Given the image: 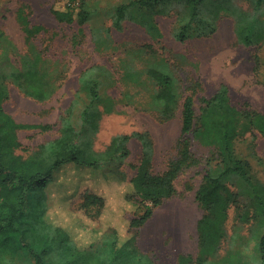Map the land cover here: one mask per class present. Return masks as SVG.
Segmentation results:
<instances>
[{
  "label": "rangeland",
  "instance_id": "rangeland-1",
  "mask_svg": "<svg viewBox=\"0 0 264 264\" xmlns=\"http://www.w3.org/2000/svg\"><path fill=\"white\" fill-rule=\"evenodd\" d=\"M66 1L0 0V28L20 54L28 52L26 35L17 21L22 5L28 7L31 23L45 29L36 39V46L59 77L55 95L44 103L26 97L10 85L5 111L18 124L36 128L18 132L22 145L16 151L18 156L28 159L40 146L56 140L66 118L80 129L81 114L87 105L88 76L93 73L99 77L103 111L95 150L103 152L119 135L150 133L155 144L156 174L165 172L178 157L182 106L187 97H193L196 114L200 115L201 98H212L225 86L235 107H248L264 114V5L257 0L208 1L201 18L193 24L197 35L185 42L175 38L185 16V6L180 3L162 4L150 11L133 9L119 31L114 25L118 8L136 0H82L91 19L80 36L77 25L60 24L51 13L53 7L63 6ZM12 61L20 65L19 57L13 56ZM150 69L168 75L173 81L179 107L170 121L163 118V104L155 99L158 87L148 76ZM129 149L131 154L121 168L127 187L137 174L142 153L136 140L131 141ZM192 151L200 164L180 174L175 182L176 195L155 209L139 231V248L156 264H177L181 255L195 260L198 253V223L204 210L196 196L208 173L220 175V165L213 145L193 141ZM237 153L249 163L253 179L264 186V138L251 133L241 136ZM66 177L70 179L72 175ZM103 178L100 171L76 166L70 182L52 188L51 180L33 192L27 215L45 216L49 209L65 221L70 213L69 204L88 188L108 196L110 207L107 223L105 220L93 223L89 228L103 231L108 225L127 223L142 213L135 212L130 203H123L124 213L113 219L111 213L118 196L112 197L110 193L122 183L100 185ZM224 182L235 194L237 204L229 212L227 236L220 252L210 264H263L260 236L252 239L249 225L238 219V214L251 202L252 191L235 176ZM72 225L80 227L79 223ZM79 244L82 246V242ZM19 263L34 264L27 252L21 255Z\"/></svg>",
  "mask_w": 264,
  "mask_h": 264
},
{
  "label": "trees",
  "instance_id": "trees-1",
  "mask_svg": "<svg viewBox=\"0 0 264 264\" xmlns=\"http://www.w3.org/2000/svg\"><path fill=\"white\" fill-rule=\"evenodd\" d=\"M208 1L211 0H136L118 8L114 25L117 30H122V22L129 19L133 9L150 11L162 4L180 3L185 6V16L175 38L185 42L197 35L193 24L201 18ZM257 1L264 5V0ZM27 9L22 5L17 12V21L28 44L25 55L20 54L0 28V264H20L24 252L30 255L34 264H156L139 248V231L151 219L155 209L176 195L175 182L180 174L200 164L192 151L193 141L215 147L220 175L208 173L197 192L196 199L204 216L198 223L196 259L181 255L177 264H210L218 256L227 236L229 212L237 204L235 194L224 182L230 176L244 181L252 191V200L238 214V219L249 225L252 239L260 236L259 248L264 264V186L253 179L249 163L237 153L241 136L251 133L264 138V114L248 107H235L225 86L212 98H201L200 115L196 114L193 97L185 99L178 157L162 174L153 172L155 144L150 133L119 135L103 152L95 150L103 119L100 81L96 73L88 76L87 105L81 114L80 129L77 130L70 118H66L56 140L40 146L28 159L16 154L22 147L18 132L36 128L18 124L5 111L4 106L10 99V85L26 97L44 103L55 95L59 82L47 57L36 46V39L45 29L31 23ZM51 13L60 24L77 25L80 36L84 35L83 28L91 19L82 0H67L63 6L53 7ZM13 56L20 58L19 66L12 61ZM148 76L157 84L155 99L163 104L162 116L170 121L179 107L173 81L154 69L148 71ZM132 140L140 143L142 153L137 174L127 187V178L121 168L131 154L129 145ZM67 165L68 168L62 169ZM74 165L103 173L100 185L122 183L110 193L112 197L118 196V203L111 213L113 219L124 213L123 203H130L135 212L142 213L127 223L108 225L103 231L89 228L93 223H103L104 220L107 223L110 207L108 196L88 188L69 204L70 213L65 221L59 213H50L49 209L45 216H28L31 194L51 180L52 188L70 182L76 173ZM67 174L72 177L67 178ZM76 223L80 224L78 229L70 226Z\"/></svg>",
  "mask_w": 264,
  "mask_h": 264
}]
</instances>
